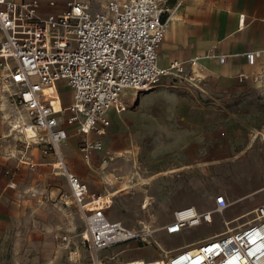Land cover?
Returning a JSON list of instances; mask_svg holds the SVG:
<instances>
[{
    "label": "built area",
    "instance_id": "obj_1",
    "mask_svg": "<svg viewBox=\"0 0 264 264\" xmlns=\"http://www.w3.org/2000/svg\"><path fill=\"white\" fill-rule=\"evenodd\" d=\"M169 1L107 0L94 9L86 0H0V99L4 96L25 118H11L9 130H30L31 141L45 143L43 152L54 155L53 172L64 176L71 202L83 221L81 239L88 249L89 264L118 263H110L119 253L108 254L106 250L112 247L132 242L139 248L158 246V230L172 235L210 224L215 213L229 204L219 193L213 208L201 210L188 203L175 208L171 219L159 227L145 222L129 226L107 215L103 195L89 192L86 182L68 167L60 148L67 127L76 124L84 135L79 150L90 164L92 152L103 150L101 137L110 123L107 111L126 107L121 97L125 90H148L166 76L185 74L180 61L166 67L157 62L172 13ZM261 52L246 51L247 62L254 64ZM223 60L224 55H219V61ZM255 77L264 81V68ZM64 87L70 91L68 103L63 99ZM41 133L45 141L37 135ZM89 133L95 137H88ZM106 159L103 156L101 162ZM27 164L34 166L32 161ZM253 213L250 220L233 226H229L230 219H224L220 232L182 245L151 263L264 264V202L254 206Z\"/></svg>",
    "mask_w": 264,
    "mask_h": 264
},
{
    "label": "rangeland",
    "instance_id": "obj_2",
    "mask_svg": "<svg viewBox=\"0 0 264 264\" xmlns=\"http://www.w3.org/2000/svg\"><path fill=\"white\" fill-rule=\"evenodd\" d=\"M56 1L60 3L65 0ZM86 1L94 9H98L107 0ZM194 72L191 69L187 73L184 72L186 75L183 74L177 79L164 77L148 90H127L122 94V99L125 98L130 104H133L143 92L161 87L168 95L166 97H169L166 98V103H168L170 102L169 94L182 95L188 92L189 88L196 86L191 82L193 80L189 79L197 77ZM63 90L67 91L68 89L64 87ZM198 98L202 101V105H213L214 109L205 112L201 108V103H199V107H189L193 118V142L192 145H188V148L189 146L192 148L193 153L191 172L186 174L179 168L168 174L155 175L154 171L149 172V169L145 173L143 162L152 161L148 165L150 170H153V160L158 155L155 154L154 149L149 154L137 151L134 153L137 168L133 171V173L137 171V174L133 175L132 173L123 178L120 188L125 185H129V188L103 198L108 205L106 213L112 219L120 218L119 220L129 226H137L138 223L145 222L159 227L172 217L174 208L155 207L156 204H159L158 198L168 200V196L172 197L180 193L189 198L186 202L195 204L199 209L204 210L213 208L215 195L222 193L229 201L228 206L222 211L216 212L214 220L210 224L201 223L172 235L158 230L155 233L158 246L153 244L139 248L136 243L132 242L128 245L109 248L106 250L108 254L119 250L116 259L110 263L138 258L147 261L158 259L160 256L164 257L172 248L179 245H192L206 235L224 229L223 220L228 219L233 214V210L239 208L244 215L230 223L229 226L250 220L254 216L251 211L254 206L264 202V191L262 190L264 186V109L253 111L250 108V104L264 103L261 100L264 99V96L243 97L239 101L230 100L228 104L231 106V110L227 112L219 110L221 104L210 97ZM239 102L244 106H237L236 104ZM168 105L154 114V121L156 119L158 121L159 117L165 118L167 113H175L168 109ZM13 117L19 121L25 119L22 110L2 96L0 99V135L2 136L0 153L5 155L9 152L13 153L11 158L15 161L16 155H22L23 161L17 167V163L2 164L1 172L7 189H9L10 199L17 202L18 214L33 217L36 225H38V221L40 222V228L43 222L45 229L43 234H38V247L34 248L28 256L6 257L4 261H0V264H89L88 249L81 239L83 221L76 206L71 202L64 176L54 174L52 168L54 158L51 157V162L48 164V179L46 181H41V178L36 180L37 176L32 173L36 171L38 158L50 152H43L45 143H34L30 138L27 139L24 136V132H11L9 122ZM37 135L43 137L42 141L46 140V136L42 133ZM178 135H185V131L183 130ZM63 154L67 165L72 167L77 164L74 158ZM29 160L36 162L34 168L27 166L26 162ZM81 162L82 165H86L83 159ZM181 162L182 160L177 158L174 164L180 167ZM92 167L96 168L94 165ZM87 171L93 172L89 167H87ZM33 177H35L36 187L31 188L29 183ZM118 180H122V177ZM9 181L15 184L10 186ZM109 190L106 194L117 189ZM106 194L101 195L104 197ZM140 197L143 200L138 203L137 200Z\"/></svg>",
    "mask_w": 264,
    "mask_h": 264
},
{
    "label": "crops",
    "instance_id": "obj_3",
    "mask_svg": "<svg viewBox=\"0 0 264 264\" xmlns=\"http://www.w3.org/2000/svg\"><path fill=\"white\" fill-rule=\"evenodd\" d=\"M169 3L172 5V13L159 48L157 62L166 67L172 61H180L186 73L192 68L197 77L189 79L193 80L191 82L196 86L189 88L188 92L182 95L169 94L170 102L168 103L166 98L169 97H166L168 95L161 87L143 92L133 104L124 98L125 109L119 112L114 109L107 111L110 123L101 137L103 150L92 152L91 163L84 162L85 166L82 165L83 158L79 152V144L84 135L77 131L76 124L67 127L68 135L60 144L61 151L77 161V164L72 167L68 165V167L86 182L91 193L101 195L106 194L110 191L109 189L120 188L123 178L131 175L137 168L134 158V153L137 151L149 154L154 149L155 154L158 155L153 160V170H150L148 165L152 161L143 162L145 173L149 169V172L154 171L155 175L168 174L179 168L186 174L191 172L193 153L188 145H192L193 142V118L189 107H199L202 101L198 97H210L221 104L219 110L227 112L231 110L228 104L230 100L239 101L243 97L264 96V81L255 77L264 68V0H170ZM57 8L61 9L62 5L60 4ZM242 15L244 18L241 22ZM251 50L262 51L254 64H249L245 57V52ZM219 55H224L223 61H219ZM191 60H194L192 66H190ZM242 74L247 77L240 78ZM62 95L65 103L71 100L70 91H64ZM261 100L264 101V99ZM166 105L175 113H167L165 118L159 117L158 121L157 119L154 121V114ZM236 105L244 106L240 102ZM201 108L205 112L214 109L213 105L205 106L202 103ZM250 108L253 111H260L264 109V103L250 104ZM179 128L180 131H178ZM183 130L185 135L179 136L178 134ZM88 137L94 138L95 135L89 133ZM2 154L0 153L1 262L6 257L28 256L34 248L38 247V234H43L45 229L43 222L40 228V222L38 221L36 225L33 217L18 214L17 202L10 199V192L4 182L1 167L2 164L16 163L17 167L21 162L18 161L17 155L15 161L11 158L13 155ZM103 156H107L108 159L101 162ZM51 157L54 158V155L50 152L38 158V166L35 173H32L37 176L36 180L48 179V164L51 162ZM177 158L182 160L180 167L174 164ZM29 161H32L34 166L30 167L26 162L27 166L34 168L36 162ZM86 166L93 172L87 171ZM135 174L137 171L133 173ZM120 177L122 180H118ZM34 182L35 177L29 183L31 188L36 187ZM112 192L103 198L115 195ZM168 198V200L158 198L159 204L155 207L175 209L187 204L186 201L189 200L187 196L180 193ZM142 200L140 197L137 202L140 203ZM243 215L238 208L233 210V214L228 219L232 222L237 221ZM218 232L220 231L206 236ZM180 246L182 245L170 251ZM21 260L25 263L23 259Z\"/></svg>",
    "mask_w": 264,
    "mask_h": 264
},
{
    "label": "bare ground",
    "instance_id": "obj_4",
    "mask_svg": "<svg viewBox=\"0 0 264 264\" xmlns=\"http://www.w3.org/2000/svg\"><path fill=\"white\" fill-rule=\"evenodd\" d=\"M125 91H127V90H125ZM121 97H123V95H122ZM113 109H114V107L109 108V110H113ZM6 115H7V114H6ZM22 130H23V132H24V136H25L27 139L30 138L29 136L33 135V134H30V132H31L30 130H25V129H22ZM30 139H31V138H30ZM33 139L36 140L37 137L34 136ZM129 180H130V179H129ZM123 185H124V184H123ZM127 188H129V185H125L124 187H122V188H120V189H117V190L113 191L112 193H113V194H117V193H119L121 190H123V189H127ZM251 211H253V210H251ZM161 258H163V257H159L158 259H161ZM154 259H155V258H154ZM131 260H132V259H130V260H126V261H123V262H118V263H116V264H120V263H122V264H153V263H151V261H152L153 259H151V260H147V261H144V260L138 258V259H133L134 262H132ZM147 262H150V263H147Z\"/></svg>",
    "mask_w": 264,
    "mask_h": 264
}]
</instances>
